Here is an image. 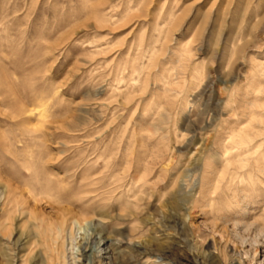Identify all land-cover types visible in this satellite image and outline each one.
<instances>
[{"label":"rangeland","instance_id":"1","mask_svg":"<svg viewBox=\"0 0 264 264\" xmlns=\"http://www.w3.org/2000/svg\"><path fill=\"white\" fill-rule=\"evenodd\" d=\"M263 2L0 0V174L24 190L36 178L65 188L62 205L84 212L66 230L67 264H110L118 254L119 264H224L196 248L199 209L163 210L153 189L133 194L149 163L151 184L180 180L196 192L193 169L227 117L226 91L244 85L252 63L248 50L227 67L225 38L246 11L249 27L262 19L250 37L264 47V7L253 14ZM25 107L32 112L14 117ZM5 191L2 182L0 213ZM127 191L131 202L119 203ZM46 197H30L7 221L0 264H48L38 233L58 205ZM94 234L103 240L89 243L87 259L80 246Z\"/></svg>","mask_w":264,"mask_h":264},{"label":"bare ground","instance_id":"2","mask_svg":"<svg viewBox=\"0 0 264 264\" xmlns=\"http://www.w3.org/2000/svg\"><path fill=\"white\" fill-rule=\"evenodd\" d=\"M257 6L253 13L254 17L260 15L259 9L264 7V2ZM244 13L234 22L231 34L225 38V58L229 67L234 60L236 62L249 50L252 54L251 67L245 76L244 85L229 87L226 91L227 117L222 120L214 137L213 149H208L203 163L193 169V177L198 181L196 192L194 194L186 192V187L180 180L166 181L161 178V187L159 183V186L157 183L151 184L152 176L156 171L153 163L143 167L144 171L137 179L133 175L132 165H128L124 171L127 176L137 181V189L133 196H136L137 191L153 189L154 196L160 201L163 210L171 208L180 212L184 209V205H188L192 210L199 209L205 216V221L203 224L191 223L192 235L197 240L196 248L200 253L214 250L216 257L224 264H230L235 260L264 264V259H258L259 252L264 249V47L250 37L253 29L259 24L262 25V19L249 27L245 19L247 12ZM25 108L14 114V117L32 112ZM26 120L22 118V122ZM7 152L17 157L9 149ZM120 180L121 178L118 177L115 182ZM2 182L6 186V191L0 213V232L8 236L10 232L7 229L10 226L7 221L14 212L30 208V197L39 201L41 200L39 196L46 195V198L57 203L58 212L54 219H42L43 227L38 233V243L43 247L48 264H67L66 230L69 226L71 230L73 229L72 220L81 225L87 219L84 212L62 205V195L66 189L43 183L36 178L32 186L28 181H24L26 186L33 187L24 190L11 181L4 180L0 174V183ZM169 182L178 186L172 193L163 191ZM193 182L188 183L187 187L193 186ZM124 195L117 196L119 203H122L124 198L130 201L131 192L127 191ZM123 211L125 214L121 215V218L127 219L129 214L125 212V208ZM189 213L192 216V213ZM31 217L39 219L38 215L32 213ZM10 229L12 232V227ZM119 232L122 234V239H129L122 231ZM102 240L103 237L98 238L94 234L90 242H84L80 246L81 255L90 259L89 251L93 245L87 250L89 243L98 244ZM157 246L159 249L165 248L162 244ZM124 261L125 256L118 254L110 258L109 263L119 264Z\"/></svg>","mask_w":264,"mask_h":264}]
</instances>
